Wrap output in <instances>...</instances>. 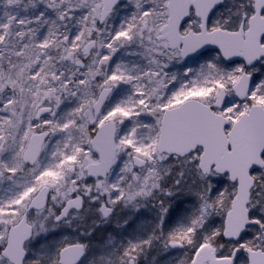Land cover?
Instances as JSON below:
<instances>
[{"label": "snow or ice", "instance_id": "6c2138e0", "mask_svg": "<svg viewBox=\"0 0 264 264\" xmlns=\"http://www.w3.org/2000/svg\"><path fill=\"white\" fill-rule=\"evenodd\" d=\"M0 264H264V0H0Z\"/></svg>", "mask_w": 264, "mask_h": 264}]
</instances>
